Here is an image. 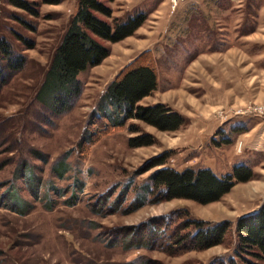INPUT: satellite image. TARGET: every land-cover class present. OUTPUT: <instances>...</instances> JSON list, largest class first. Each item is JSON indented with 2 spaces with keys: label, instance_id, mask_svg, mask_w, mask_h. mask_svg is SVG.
I'll list each match as a JSON object with an SVG mask.
<instances>
[{
  "label": "rangeland",
  "instance_id": "374dc122",
  "mask_svg": "<svg viewBox=\"0 0 264 264\" xmlns=\"http://www.w3.org/2000/svg\"><path fill=\"white\" fill-rule=\"evenodd\" d=\"M26 1L30 10L0 0V38L24 57L0 87V264H217L229 257L237 218L263 198L247 201L245 183L206 204L173 198L134 210L126 206L161 166L208 168L220 177L243 164L241 155L231 154L244 145V138H236L240 118L264 117V0L110 1L113 16L140 10L146 18L132 34L109 42L100 63L79 72L81 92L58 115L34 94L76 0ZM146 50L159 84L138 102L159 101L180 112L184 122L176 129L134 117L111 125L98 107L108 81ZM132 124L138 130L131 131ZM199 124L204 127L197 129ZM141 132L150 134L151 144L128 146V136ZM165 153L163 165L147 169ZM63 154L69 170L58 177L51 165ZM21 163L40 177L36 196L21 177ZM120 196V207L112 210ZM148 219L163 224L167 234L192 221L226 220L229 227L222 244L206 249L168 248L159 241L147 248L139 243L149 240ZM134 228L137 245L126 246L123 239ZM193 228L191 223L180 233ZM245 259L236 258L239 264H264L249 254Z\"/></svg>",
  "mask_w": 264,
  "mask_h": 264
},
{
  "label": "trees",
  "instance_id": "16d2710c",
  "mask_svg": "<svg viewBox=\"0 0 264 264\" xmlns=\"http://www.w3.org/2000/svg\"><path fill=\"white\" fill-rule=\"evenodd\" d=\"M110 1L112 0H76L75 9L35 89V100L49 110L51 115L68 110L80 94L82 83L78 78L79 72L100 63L110 51L109 42L118 41L132 34L145 20L146 15L140 10L122 17L113 16ZM10 3L31 9L26 0H10ZM13 48L9 40L0 38V58L4 59V62L0 63V87L6 83L10 75L22 67L24 57ZM146 52L147 50L141 51L131 58L108 81L100 94L98 107L102 108L111 125H122L128 118L134 117L159 129H176L184 122V116L180 112L159 101L148 104L138 102L155 89L158 82L153 57L151 55L150 58L147 57ZM130 130L138 129L132 124ZM127 141L128 146L138 147L151 144L152 139L149 133L141 132L128 136ZM168 156L165 153L160 157H154L147 169L163 165ZM66 158L67 155L63 154L54 165H51V170L58 177L64 176L69 170ZM20 167L24 172L21 177L30 185L32 194L36 196L40 177H36L32 166L21 163ZM16 176H19V172ZM252 176L253 172L245 164L234 166L231 173L220 177L208 168L188 167L177 171L171 167L161 166L149 175L147 182L136 189L133 199L126 207L128 210H134L146 202L156 203L173 198H186L206 204L219 200L236 183L245 182ZM122 198L120 196L113 201L112 210L120 207ZM11 206L13 211L19 213L26 211L23 207L18 211ZM148 221L145 231L149 240L139 243L140 246L147 248L159 241L158 246L168 248L206 249L222 244L229 227L226 220L208 224L192 221L184 223L183 226L179 223L176 230L173 229L167 234L163 224L150 222V219ZM191 223L194 224L193 230L180 233ZM135 229L129 231L123 239L126 246L137 245V241H131ZM234 230L236 241L232 254L226 258H217L215 263L239 264V260L245 263V254L264 262V196L254 212L237 218ZM161 239H164L165 243Z\"/></svg>",
  "mask_w": 264,
  "mask_h": 264
},
{
  "label": "crops",
  "instance_id": "0c3cea01",
  "mask_svg": "<svg viewBox=\"0 0 264 264\" xmlns=\"http://www.w3.org/2000/svg\"><path fill=\"white\" fill-rule=\"evenodd\" d=\"M158 80H159V76H158ZM157 84H159V82ZM145 96L146 95H144L143 97ZM244 117H245V120L240 118L241 119L240 123L243 125H239V129L236 130V133H237L236 138H239V139L244 138L243 148L239 153L235 150L234 151L232 150L231 154L233 156L241 155L240 159L243 162V164L249 166L251 171L253 172V176L251 179L245 182H238L234 185L236 186L239 183L241 184L245 183V198H247V201H248L250 198H253V197L255 198V196L256 198H261L264 195V117L256 113L255 114L254 113L245 114ZM197 127H198L197 129H201L204 126L199 124V126L197 125ZM219 127L225 133V130H224L226 129L225 124L220 125ZM235 127H238V126H235ZM235 127H232V129ZM216 128L214 127L213 130H210L208 133L205 134V136L207 135V137H205V140L210 138L211 132L214 131V129ZM217 134H215L214 137H216ZM227 144H230V142H227ZM215 148L218 151L221 150L220 147H215ZM230 163L232 164V162H230L229 160L228 164L230 165ZM260 203H261V200L259 203L254 205L252 208L246 209L244 214L254 211L259 206Z\"/></svg>",
  "mask_w": 264,
  "mask_h": 264
},
{
  "label": "water",
  "instance_id": "95a60500",
  "mask_svg": "<svg viewBox=\"0 0 264 264\" xmlns=\"http://www.w3.org/2000/svg\"><path fill=\"white\" fill-rule=\"evenodd\" d=\"M256 209H257V208H256ZM256 209H255V210H256ZM255 210H254V211H255ZM254 211H252V212H254ZM250 213H251V212H250ZM247 214H248V213H247Z\"/></svg>",
  "mask_w": 264,
  "mask_h": 264
}]
</instances>
